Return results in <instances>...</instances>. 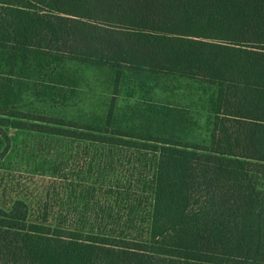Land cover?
<instances>
[{"label":"trees","instance_id":"16d2710c","mask_svg":"<svg viewBox=\"0 0 264 264\" xmlns=\"http://www.w3.org/2000/svg\"><path fill=\"white\" fill-rule=\"evenodd\" d=\"M65 62L216 88L210 144L23 110L29 83ZM8 129L97 142L120 161L146 149L153 161L140 191L99 175L105 203L83 188V208L56 217L34 199L5 205V186L0 264H264V0H0L2 157Z\"/></svg>","mask_w":264,"mask_h":264},{"label":"rangeland","instance_id":"374dc122","mask_svg":"<svg viewBox=\"0 0 264 264\" xmlns=\"http://www.w3.org/2000/svg\"><path fill=\"white\" fill-rule=\"evenodd\" d=\"M48 76L46 80L37 77L29 83L20 98L23 110L64 118L98 131H124L139 138L161 137L167 129L175 131L179 142L210 144L218 96L214 87L176 76L69 62L55 66ZM167 117L171 118L168 125L162 126ZM6 132L11 145L4 157L7 143L2 144L5 139L0 135V179H5L0 194L8 187L2 200L5 205L18 198L34 199L37 203L29 204L31 207L47 206L50 217H56L59 212L83 208L75 200V194L79 195L83 188L93 191L95 187L105 203L104 193L109 189H99V175L107 177V185L117 182L126 195L131 189L144 188H137L138 180L140 183L144 179L140 176H151L153 156L146 149L131 150L134 159L128 162L113 158V151L97 142L14 129ZM103 152L110 156L96 157ZM62 155L65 159L57 162Z\"/></svg>","mask_w":264,"mask_h":264},{"label":"built area","instance_id":"2783aa9c","mask_svg":"<svg viewBox=\"0 0 264 264\" xmlns=\"http://www.w3.org/2000/svg\"><path fill=\"white\" fill-rule=\"evenodd\" d=\"M263 180H264V177H263Z\"/></svg>","mask_w":264,"mask_h":264}]
</instances>
